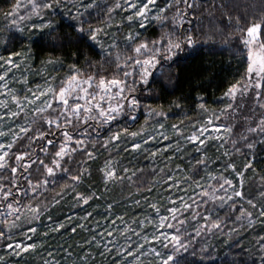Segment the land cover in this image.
<instances>
[{
  "label": "snow or ice",
  "instance_id": "obj_1",
  "mask_svg": "<svg viewBox=\"0 0 264 264\" xmlns=\"http://www.w3.org/2000/svg\"><path fill=\"white\" fill-rule=\"evenodd\" d=\"M201 7L197 0H164L162 7L157 0H14L3 13L0 138L10 139L0 142V246L8 257L23 258L44 247L28 241L37 234L35 225L42 216L53 220L50 209L60 205L65 196L75 201L74 207L103 198L97 191L77 190L84 175H91L84 165L95 158L93 134L122 116L135 121L141 107L139 94L152 78L159 74L171 79L174 67L197 54L204 14ZM217 7L223 10L226 26L239 33L235 38L243 48L238 51L246 63L240 79L224 93V106L217 110L199 103L198 119L185 113L178 123L168 125L172 136L166 134L161 122L168 113L148 108L154 123L146 120L138 131L127 133L132 138L130 145L119 147L120 132L102 145L105 149L116 147L118 152L143 153L153 164L157 157L162 158L164 166L152 167L149 174H160L153 186L160 184L166 194L156 202L145 200L151 212L132 219L131 224L124 215L113 212V202H106L103 226L99 220L90 226L72 224L73 216L66 217L71 227L54 222L44 237L62 230L75 234L78 228L90 235L76 244L45 249L48 258L43 264H103L105 260L109 264H145L146 259L148 264H186L185 254L196 256L198 244L200 264H212V246L198 237L214 235L213 230L223 232L232 225L226 233L231 238L253 229L257 221L264 225V177L259 178L255 193L247 191L255 179L247 174L254 171L258 152H264V0L258 5L246 4L255 10L244 17L234 16L235 6L229 8L226 0H219L211 4L210 18ZM121 12L125 15L116 20ZM153 23L162 30L155 39L139 31ZM218 32L222 29L216 28L213 34ZM41 42L53 50L75 48L74 62L60 76L55 73L65 67L61 57L41 61L35 74L43 83L32 87L28 74L33 65L29 61L32 46ZM49 67L51 72H47ZM161 141L169 143L155 150L148 147ZM210 145L214 155H209ZM77 155L83 157L82 162L76 161ZM174 158L180 163L173 169ZM240 158L243 162L238 164ZM70 163L77 164L76 174L70 176L73 183L63 185L49 200V188L63 179L59 174L72 172ZM212 165L218 166L215 171ZM99 171L104 192L110 191V184L132 182L134 177L139 179L137 173H144L143 168L118 171L111 158ZM217 210L224 211L223 218ZM93 215L86 211L80 219L87 222ZM117 221L123 227H118ZM233 243L238 259L231 264H264V233L257 235L255 251L239 240ZM241 253L249 258L247 262ZM0 264H6L5 256L0 255Z\"/></svg>",
  "mask_w": 264,
  "mask_h": 264
},
{
  "label": "trees",
  "instance_id": "obj_2",
  "mask_svg": "<svg viewBox=\"0 0 264 264\" xmlns=\"http://www.w3.org/2000/svg\"><path fill=\"white\" fill-rule=\"evenodd\" d=\"M164 2V0H163ZM163 2L159 5L163 6ZM201 3V15L202 21L201 31L198 33V43L196 46V53L186 57L179 66L172 69L173 75L171 79L157 76L153 77L149 85L145 86V91L139 94L141 101V107L135 113L136 120H130L126 116L118 118L117 121L112 122L109 125L98 127L96 133L92 136V143L94 145V159L89 160L84 167L88 169L91 175H84L82 182L79 183L77 190L82 192L97 191L103 198L99 201H91L89 205H84L87 208L93 204H102L103 201L113 202L115 207H130L134 201L140 197L148 196L155 189L157 184L153 186V180H158L160 174L157 173L155 177L151 176L150 170L152 167L159 168L158 165L153 164L151 161L146 160L144 154H136L131 151H117L116 147H109L105 149L102 145L103 142L108 139L113 133L120 132L122 135H127L133 131L139 130L141 125L146 120L149 123L154 121L148 117V108L156 109L157 111L163 109L168 113L166 120L162 122L166 124L178 123L185 113H188L195 119H198L200 113L197 109V105L201 102L205 103L209 109H220L224 106L226 101L223 100V95L227 91L228 87L240 79L243 74L246 63L245 57L238 49H242L243 46L239 40L235 37L239 35L235 28L227 27V20L223 16V10L216 8L213 17H209L207 12L212 11L211 4L213 2L219 3V0H197ZM256 3L259 4V0H226L229 8L233 9V15H240L244 17L246 13H251L255 9L249 7L246 8V4ZM14 0H0V21L3 18V13L9 9ZM207 9V11H205ZM244 25V21L241 20V26ZM185 27H188L187 25ZM216 28L222 29V32L213 34ZM142 34L148 38H158L161 28L156 24H147L145 28L140 30ZM232 35L229 36L228 34ZM227 41V43H225ZM19 47V45H18ZM0 51H3L0 49ZM75 48L65 46L63 48H57L53 50L51 47H45L44 42L40 44H34L32 46V65L36 67L41 66V61L47 59L50 56H58L64 60L65 67L63 70L55 73L56 75L63 76L67 70V66L74 62L73 53ZM235 53V54H233ZM95 58V57H93ZM81 64L83 63V57H80ZM179 104L180 108L176 105ZM124 130H127L126 132ZM128 137V135H127ZM17 147H19L17 145ZM124 146H120L123 148ZM16 149L14 148L13 151ZM111 158L116 161L119 168L128 167L134 171L136 168H143L144 173H137L139 179L135 177L132 182L124 181L121 183L110 184V191L104 192V185L102 183V174L99 171L104 165L105 161ZM76 161H83V157L76 156ZM243 162V158L238 159L237 163ZM72 172L69 174H59L63 176L58 186L50 187L47 193L49 200L56 192L61 191L63 185L72 184L70 179L71 175L76 174L77 164L70 163ZM254 171H250L247 175L251 178H255L251 184V187H247V191L255 193L257 187L261 184L260 177H264V152H258L256 159L253 163ZM130 174V173H129ZM248 182H246L247 185ZM146 184V187H145ZM91 186V188H90ZM147 188H152L151 192L147 191ZM70 196H65L60 205L50 209V214L53 218L52 221L59 222L63 220L67 215L73 211H79L81 207H77L73 210L68 203ZM209 206L212 207L210 204ZM218 214L223 218L224 211L217 210ZM217 213H215L216 215ZM213 215V216H215ZM46 216V215H45ZM9 219H12V217ZM228 225L227 227H231ZM227 227H224V231L217 230V234L226 235ZM257 228V230H256ZM256 228L247 229L243 236L242 233L234 237L227 236L226 245L212 244V264H231L234 259H238L234 255L238 250L236 249L233 240H239L245 248H251L255 251L253 246L258 234L263 233V226H257ZM249 230V231H248ZM256 231V237L249 242L250 233ZM248 233V234H247ZM225 239V238H223ZM201 243V240L197 239ZM0 248H3L0 246ZM197 255L185 254L186 264H200L199 256V244L196 248ZM242 258L247 262L249 258L241 253ZM250 264V262H249Z\"/></svg>",
  "mask_w": 264,
  "mask_h": 264
},
{
  "label": "rangeland",
  "instance_id": "obj_3",
  "mask_svg": "<svg viewBox=\"0 0 264 264\" xmlns=\"http://www.w3.org/2000/svg\"><path fill=\"white\" fill-rule=\"evenodd\" d=\"M23 2L26 3V0H23ZM157 2H158V4H161L163 2V0H157ZM159 6H161V5H159ZM123 15H125V13L121 12L115 17V19L119 20L121 18V16H123ZM4 25H5V21L2 18V20L0 21V27H4ZM140 30H142V29H139V31ZM123 31H127V29H124ZM29 63L32 64V60H30ZM40 68H41V66L40 67L33 66V71L28 74L29 75L30 84H31L32 87H35V85L37 83H43L42 78L35 74L36 69H40ZM47 72H51V67L48 68ZM47 72H46V74H47ZM16 75L19 76L20 73L17 72ZM14 87H16L18 89L20 87V85L16 84V85H14ZM0 99H4V97L0 96ZM2 111L3 110H0V113H2ZM7 123H8V121L5 120L4 124L6 125ZM152 123H154V122H152ZM165 125H166V134L169 135V136H172L173 135L172 130L168 127V125H170V124H166L165 123ZM142 126H145V123H143L141 125V127ZM121 136H122V140L120 142L119 147L120 146H124L125 147L126 145H130V143L132 142V138L130 136L127 137V135H122V134H121ZM9 139H10V137H8V138H0V142H7V140H9ZM137 139H139V138H137ZM167 143H169V142L168 141H161V143L152 142V143H150L148 145V147L151 150H155L157 148H162L163 145L167 144ZM189 147H191V146H189ZM208 151H209V155H214V148H212L211 145L209 146ZM142 154L143 153H141V155ZM167 155L171 156L172 153L169 152V153H167ZM113 162L117 165V170H118L119 166H118L117 162L116 161H113ZM177 163H180V160L174 158L172 163H171V165H170V167H172L174 169L175 165ZM185 163H186V160H185ZM154 164L158 165L159 167H163L164 166V161L162 160V158L157 157V159H156ZM217 167H218L217 165H212V168H213L214 171L216 170ZM85 176H86V174H85ZM251 177L252 176H250V178ZM173 191H175V190H173ZM165 194H166L165 190L161 187L160 184H157V189H155L152 193H150L148 196L146 195L145 197H140L138 200H136V201L140 202L139 204H136L135 201H134V203H132L131 205H126V206H130L129 208L128 207L117 208V207L114 206L113 212L115 214H117V215H124L125 220L129 224H131L132 219H134V218H142L145 214H148V213L151 212V209H149L147 207V204L145 203V200H150L152 202H156L158 200V198L164 196ZM67 199H68L69 205H71L73 210L75 208H77V207H74L75 201L71 197H69ZM97 206H99V207H97ZM105 206H106V201H103L102 204H93V205H91V207H88V208L86 206H83V207L80 208L79 211H73L71 214H69L67 216H73V221L71 222L72 224H75V223H86V225L90 226V225L94 224L95 221L99 220L101 222V225L103 226L105 224V221H104V218H103V212H104V207ZM209 207L211 208V206H209ZM245 207H248V206L245 205ZM86 211H92L94 213L93 217L87 222H85L82 219H80V218H82L84 216ZM213 215H215V212L213 213ZM66 217L63 220L59 221V222H63L68 227H71V224L69 223V221H67ZM111 218L115 219V216H113ZM53 223H54V221H49L47 219V216H42L41 217V221L35 225L37 227V229H38L37 234L33 237L32 241H28V242L36 243L38 245L43 244L44 247H38L35 252H29L27 254H24L23 258L15 257V256L8 257L7 250L4 249V248H0V255L5 256L6 264H43V259L48 258L47 257V251L45 249L53 250L56 247V245H58V244H64L65 246H67L68 244H76L78 242H82L83 240L89 238L90 234L87 231L81 230L79 228L77 229V232L75 234L71 233L70 231L62 230L61 233H50L48 237H44L43 233L45 231H47L48 227L50 225H52ZM201 223H203V221H201ZM258 225L259 226H263V233H264V225H261L258 221L255 222L254 228H256ZM117 226L118 227H123V225H121L119 221H117ZM132 226L135 227V225H132ZM188 230L192 231L191 228H189ZM256 230H257V228H256ZM213 231L215 233L214 235L210 234L209 236L198 237L197 239L201 240L203 243L206 242L209 245L216 244L217 242L219 243V245L228 244V242H226V241H228L226 239L227 236L217 234L218 233L217 230H213ZM245 231H244V233H245ZM240 233H242V232H240ZM244 233H242L240 236H243ZM256 235H257L256 231L255 232L252 231L250 233V237H252V238L247 239L246 241L249 242L250 240L254 239L256 237ZM17 238L18 239H23L22 236H19ZM223 238H225V239H223ZM133 239L135 240L136 238L133 237ZM254 245H255V242H254ZM77 251H79V250L77 249ZM97 260L99 262L100 258L97 257ZM62 264H63V262H62ZM103 264H109V261L105 260V261H103ZM145 264H148V260L147 259L145 260Z\"/></svg>",
  "mask_w": 264,
  "mask_h": 264
}]
</instances>
